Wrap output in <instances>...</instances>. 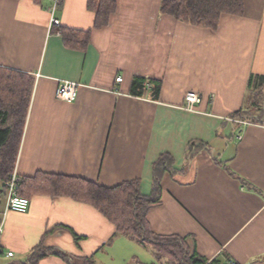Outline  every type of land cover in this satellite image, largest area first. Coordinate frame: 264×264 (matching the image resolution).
Wrapping results in <instances>:
<instances>
[{"label":"crops","instance_id":"crops-1","mask_svg":"<svg viewBox=\"0 0 264 264\" xmlns=\"http://www.w3.org/2000/svg\"><path fill=\"white\" fill-rule=\"evenodd\" d=\"M114 1L95 28L88 0H60L58 27L90 30L79 50L50 27V0H0V68L32 78L13 168L25 185L49 175L104 187L138 180L149 195L167 153L150 230L208 261L264 264V0H243L242 14H222L215 29L161 13L162 0ZM137 75L160 82L156 99L130 94ZM65 81L76 84L73 100L56 96ZM188 92L200 98L192 110ZM190 142L204 145L188 152ZM25 185L29 207L8 212L0 264H164L93 205Z\"/></svg>","mask_w":264,"mask_h":264},{"label":"trees","instance_id":"trees-1","mask_svg":"<svg viewBox=\"0 0 264 264\" xmlns=\"http://www.w3.org/2000/svg\"><path fill=\"white\" fill-rule=\"evenodd\" d=\"M42 0H35L40 3ZM87 6L95 13L94 27L100 28L108 23L110 15L116 9L114 0H88ZM243 10V0H162L160 12L173 16L175 19L196 26L215 29L222 14L240 15ZM59 31L63 43L72 49L84 50L89 43L90 30H76L64 27H53ZM262 85H264V77ZM261 81V80H260ZM260 85V84H259ZM32 87L30 75L14 70L0 68V178H5L12 170L20 142L22 123L27 101ZM256 87V88H255ZM252 85L250 89H257ZM160 82L141 76H134L130 85L132 96L158 97ZM149 91V93H148ZM19 97L18 101L9 98ZM258 101V100H257ZM255 101L252 106L257 110L259 118L263 117L262 107ZM248 113L247 110H245ZM243 110L234 114L240 119L247 118ZM9 116L12 117L10 124ZM200 142H190L188 152H192ZM173 159L167 154H161L153 164V185L149 195L138 191V180L123 182L113 187L100 186L95 182L79 179L73 176L49 175L43 179V184L21 181L19 193L23 194V185L27 190L45 191L51 195H65L72 199L89 203L98 209L116 227V233L126 235L141 243L152 246L157 257H178L174 248H179L181 254L179 264H224L217 259L208 261L195 252H190L184 240L175 236H159L154 234L147 222L148 210L159 202L160 180L163 173L172 169ZM51 252L38 254L35 258L44 257ZM54 253V252H53ZM56 254V253H55ZM60 257L67 256L57 253ZM179 258V257H178ZM75 264V263H72ZM83 264H93L85 261Z\"/></svg>","mask_w":264,"mask_h":264},{"label":"built area","instance_id":"built-area-1","mask_svg":"<svg viewBox=\"0 0 264 264\" xmlns=\"http://www.w3.org/2000/svg\"><path fill=\"white\" fill-rule=\"evenodd\" d=\"M51 5L49 11L51 13L50 27H58L59 20L53 17L55 10L58 8L60 0H50ZM59 33V32H58ZM121 76L116 77V81L120 82ZM76 84L74 82H61L56 89V96L63 100H73L76 92ZM186 108L194 109V105L200 101L197 94L188 92L185 95ZM21 178L17 173L16 167L5 178H0V234L4 229V223L8 212H26L29 207V199L19 193ZM1 252V250H0ZM13 252H7V256H12ZM232 263V262H231Z\"/></svg>","mask_w":264,"mask_h":264},{"label":"rangeland","instance_id":"rangeland-1","mask_svg":"<svg viewBox=\"0 0 264 264\" xmlns=\"http://www.w3.org/2000/svg\"><path fill=\"white\" fill-rule=\"evenodd\" d=\"M174 249L176 250L175 254L178 255L179 258L178 257L172 258V256L171 257L163 256L162 258H164V264H179L177 259L180 260L181 254H179L180 253V251L178 250L179 248L176 247Z\"/></svg>","mask_w":264,"mask_h":264}]
</instances>
